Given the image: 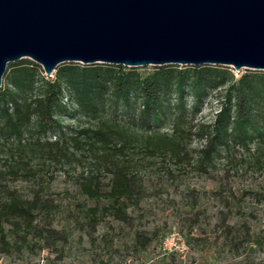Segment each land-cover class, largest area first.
<instances>
[{
  "label": "rangeland",
  "instance_id": "rangeland-1",
  "mask_svg": "<svg viewBox=\"0 0 264 264\" xmlns=\"http://www.w3.org/2000/svg\"><path fill=\"white\" fill-rule=\"evenodd\" d=\"M164 66L189 72L193 67ZM158 67L163 66L136 69L145 75ZM210 67L226 69L234 80L244 74L264 72ZM10 73L6 67L1 87L7 86ZM54 75L55 71L51 77L42 73L47 80H52ZM201 88V99L194 91H185L182 113L174 108L178 104L177 96L169 95L164 103L166 114L158 116L160 128L149 122L150 132L132 124L138 125L135 120L140 100L136 96L130 109L118 104L95 114L75 112L61 118L63 126L75 130L96 129L102 121L116 120L127 135L138 139L125 155L144 185L145 197L138 206L128 210L126 222L106 214L104 202L91 201L80 193L77 185L80 176L96 173L94 159L85 155L79 161L72 159L68 166L53 165L31 151L30 143L35 135H27L21 142H6L0 131V202L6 200L7 192L31 199L42 185L43 197L55 206L49 218L51 228L68 235L66 243H57L54 247L33 246L11 254L0 252V264H264V139L247 147L233 144L219 147L210 161H204L205 136L210 132L206 127L219 111L227 84L217 89L201 84ZM64 102L76 110L71 96H65ZM257 104V120L264 134V101ZM153 134L167 135L177 141L182 159L149 155L142 140ZM18 159L32 168L35 176L9 174L8 164ZM100 182V187L106 190L109 176H101ZM96 205L101 220L92 231L86 226L85 210ZM40 222L38 218L36 223ZM137 234L151 240L145 248L136 243Z\"/></svg>",
  "mask_w": 264,
  "mask_h": 264
},
{
  "label": "trees",
  "instance_id": "trees-1",
  "mask_svg": "<svg viewBox=\"0 0 264 264\" xmlns=\"http://www.w3.org/2000/svg\"><path fill=\"white\" fill-rule=\"evenodd\" d=\"M7 68L11 71L9 81L7 86L0 87L1 136L6 142H21L27 135H35L32 143L29 142L31 151L53 165L68 166L72 159L79 161L85 155L94 159L96 173L80 176L77 182L79 191L91 201L104 202V212L121 222L129 220L128 210L138 206L145 197L144 185L125 155L138 139L127 135L116 120L102 121L96 129L75 130L63 126L62 117L75 112L95 114L118 104L130 109L136 96L140 100L135 120L138 125L132 124L150 132L149 122L160 128L158 116L166 114L164 103L169 95L177 96L178 104L174 108L182 113L185 111V91H194L201 99V84L211 89L227 84L219 111L206 127L210 132L205 136L202 159L210 161L219 147L226 148L230 144L247 147L264 139L257 120V103L264 101V72L244 74L234 80L226 69L210 66L192 67L191 72L178 70L176 66H163L142 75L136 68L114 65L80 67L69 63L59 65L54 78L47 80L40 68L29 60H20ZM258 81L262 82L261 85H257ZM65 96L72 97L76 110L66 106ZM49 136L54 139L50 140ZM142 142L151 156L170 155L177 160L183 157L180 144L167 135H148ZM7 170L11 175L35 176L32 168L20 159L8 164ZM103 175L109 176L106 190L100 187ZM44 191L41 185L31 199L7 192L6 200L0 202L1 253L21 252L33 246L44 249L67 242L68 235L64 231L51 228L49 218L55 206L49 198L43 197ZM85 212L86 226L94 231L101 220L98 205ZM38 218L41 222L37 224ZM135 239L142 248L151 241L140 234Z\"/></svg>",
  "mask_w": 264,
  "mask_h": 264
},
{
  "label": "water",
  "instance_id": "water-1",
  "mask_svg": "<svg viewBox=\"0 0 264 264\" xmlns=\"http://www.w3.org/2000/svg\"><path fill=\"white\" fill-rule=\"evenodd\" d=\"M23 59L264 71V0H0V87Z\"/></svg>",
  "mask_w": 264,
  "mask_h": 264
}]
</instances>
